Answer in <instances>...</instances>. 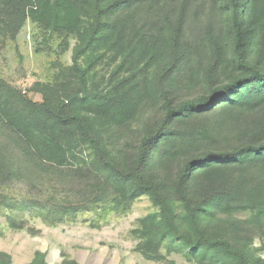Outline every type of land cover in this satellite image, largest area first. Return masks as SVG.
I'll list each match as a JSON object with an SVG mask.
<instances>
[{"label": "rangeland", "instance_id": "rangeland-1", "mask_svg": "<svg viewBox=\"0 0 264 264\" xmlns=\"http://www.w3.org/2000/svg\"><path fill=\"white\" fill-rule=\"evenodd\" d=\"M224 5L225 0H132L112 16L121 29L120 46L90 75L98 89L122 81L135 103L134 116L103 135L110 155L122 164L133 162L142 138L162 125L167 108L208 95L236 73L226 61ZM14 23L13 11L0 4V100L29 112L45 97L56 106L80 91L71 57L75 36L44 29L30 17L15 31ZM222 104L171 119L153 149L149 174L173 185L187 161L264 140V105L246 110ZM30 161L32 152L0 116V252L9 264H28L36 252L45 264L65 258L78 264H199L175 244L161 243L158 259L137 251L140 240L130 231L156 210L147 195L124 199L84 168L27 167ZM190 183L199 198L216 194L212 227L264 258V216L258 219L253 210L264 200V160L198 168ZM22 200L70 213L50 224L38 208L18 209Z\"/></svg>", "mask_w": 264, "mask_h": 264}, {"label": "trees", "instance_id": "trees-1", "mask_svg": "<svg viewBox=\"0 0 264 264\" xmlns=\"http://www.w3.org/2000/svg\"><path fill=\"white\" fill-rule=\"evenodd\" d=\"M131 2L0 0V4L13 11L14 31L30 17L44 29L75 36L72 67L80 82V91L68 94L56 106L45 97L42 104L25 112L0 100V116L32 152L34 162L30 161L27 167L37 164L84 168L97 181L102 176L106 181L105 188H112V193L118 197L133 200L147 195L156 210L139 218L137 226L130 231L140 240L136 249L143 257L158 259V248L165 242L178 245L187 260L199 264H264V258L244 248L237 238L212 227L210 216L219 205L216 194L215 197L204 194L199 198L190 183L191 174L198 168L215 163L264 160V140L257 139L239 148L187 161L173 185L148 172L159 135L174 117L214 109L220 103L246 110L264 105V0H225L229 42L225 55L236 73L208 95L167 108L162 125L142 138L133 162L125 165L110 155L103 135L107 127L131 119L135 114V103L128 92H123L122 81L110 82L105 88L98 89L90 71L108 52H114L120 46L121 29L112 16ZM74 149L80 150L81 159L76 157ZM23 208H38V213L50 224L63 220L70 213L68 208H45L33 200H24L18 209ZM253 210L258 219L264 216V200ZM43 257V253L36 252L28 264H45ZM0 264H9L7 254L0 252ZM61 264L78 262L65 258Z\"/></svg>", "mask_w": 264, "mask_h": 264}]
</instances>
